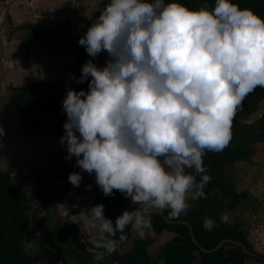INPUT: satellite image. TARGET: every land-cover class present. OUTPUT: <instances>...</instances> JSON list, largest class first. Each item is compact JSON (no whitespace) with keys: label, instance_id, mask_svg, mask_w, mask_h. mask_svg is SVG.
Here are the masks:
<instances>
[{"label":"clouds","instance_id":"9594fccd","mask_svg":"<svg viewBox=\"0 0 264 264\" xmlns=\"http://www.w3.org/2000/svg\"><path fill=\"white\" fill-rule=\"evenodd\" d=\"M78 44L93 59L102 51L107 58L103 66L93 59L81 66L75 82L88 80L87 92L66 90L59 143L65 159L75 157L77 167L95 175L105 196L116 189L136 205L114 222L103 204L78 217L98 222L109 236L131 225L144 238V209L170 208L175 219L189 207V189L193 199L206 196L205 150L227 146L237 108L264 88V19L230 0H215L212 10L207 3L189 10L164 0H110ZM67 179L79 187L82 175ZM203 226L211 230L215 221L205 217ZM124 239L98 242L103 251L95 261Z\"/></svg>","mask_w":264,"mask_h":264},{"label":"trees","instance_id":"16d2710c","mask_svg":"<svg viewBox=\"0 0 264 264\" xmlns=\"http://www.w3.org/2000/svg\"><path fill=\"white\" fill-rule=\"evenodd\" d=\"M154 3V0H148ZM177 2L189 10H199L201 4L207 3L208 10H212L215 0H164V4ZM241 10L253 11L261 19H264V0H230ZM110 0H101L100 8L103 11ZM65 49H72L74 59L64 67L66 72H72L75 79L81 75V66L86 62L88 54L83 46L70 48L68 45L70 25L67 22ZM20 28V27H18ZM32 38L24 47V54L28 55L36 42ZM90 79V78H89ZM68 88L74 91L83 89L88 91V80L84 83H76L65 78L52 82H36L31 85L13 88L14 96L11 103L17 108L23 121V128L29 134H58L63 129L66 114L62 109V99ZM264 100V88L257 87L243 100L241 107L237 108L231 125V139L227 146L219 152L205 150L202 157L203 166L207 169L205 174L211 177L210 182L204 189L206 196L197 198L186 213H181L175 219H170L171 211L165 215L173 221H184L190 226L197 245L193 243L190 230L182 224H168L159 215L148 213L150 225L155 232H168L174 236L166 243L158 247L154 255L148 254L149 242L141 239L134 242V250L124 256L116 264H242L246 254L239 246L224 244L213 253H204L200 248L211 250L222 240H232L244 244L249 250L247 226L243 220H237L233 224H225L222 221L224 211H232L242 203H246L251 197L236 190L235 181L226 174L224 169L237 162H250L254 156V145L261 143L264 149V114L254 122L246 124L245 121L256 111L257 106ZM161 157L160 159H162ZM65 157L60 159L63 161ZM67 166L72 165L70 159H66ZM66 164V163H65ZM55 168L45 173L33 174L35 186H50L51 177L55 174ZM66 170V169H65ZM193 174L195 172L192 169ZM199 181L200 177H196ZM50 182V183H49ZM90 183V182H89ZM95 191L94 206L104 205V216L113 222L123 211H130V204L122 198V193L113 189V195L105 196L98 185H92ZM25 184L12 180L7 175L0 173V264H38V257L29 254L23 247V242L33 235L38 227H43L41 240V264H98L95 256L98 254L85 251L73 230L66 223L52 221L51 211L55 210L57 200L52 194L41 196V190H35L36 209L31 210L27 199ZM257 206L253 208L255 211ZM32 211V212H31ZM31 212V214H30ZM39 213L44 217L37 224ZM145 214V213H144ZM205 217L215 221L211 230L204 228ZM98 223V222H97ZM99 224V223H98ZM100 225V224H99ZM127 225L123 232L117 231L113 237H125L129 230ZM108 234V233H107ZM109 235V234H108ZM43 241V243H42ZM99 264H115L110 257L98 261Z\"/></svg>","mask_w":264,"mask_h":264},{"label":"rangeland","instance_id":"374dc122","mask_svg":"<svg viewBox=\"0 0 264 264\" xmlns=\"http://www.w3.org/2000/svg\"><path fill=\"white\" fill-rule=\"evenodd\" d=\"M100 1L101 0H5L0 5V20L7 15L12 22V26L15 28L14 32L9 35H7L6 32L3 33L5 58L9 63L4 76L5 88L14 93L12 89L19 88V86L12 87L9 85L10 82L25 87L36 82H52V80L55 81L61 78L74 81V74L64 70V67L74 58L72 49H65L64 35L67 29L66 24L68 22L70 25V39L68 45L70 44L74 47L80 46L78 44L79 38L92 26V23L102 11L99 5ZM22 24H25V26L18 28V26H22ZM34 37H36L37 41L34 47L29 50L28 55H25L24 47L28 45L29 41ZM27 57L34 60L40 59L39 65L37 63L30 65L23 64L24 62L21 61H26ZM106 58L107 52L102 51L95 59L89 56L86 57V61L93 59V62L97 64V66H103ZM89 78L91 79V77ZM262 114H264V100L258 104L256 111L249 116V122H254ZM254 149L255 154L250 158V162H237L229 166L226 170L227 177L230 176L235 181L237 192L245 193L251 198L248 202L245 204L242 203L232 211H226L221 218L222 221L228 225L233 224L237 220H243L247 226V235H249V239L254 246L253 248L264 252V239L262 238V234L264 233V149L261 143L255 144ZM70 160L73 162L69 167L67 166V162L69 161L66 159L57 162L56 166L58 165V168H55V174L51 177V182L64 181L57 176L60 175V172H64L65 169L66 175L72 172L82 171L79 167L77 168L74 158ZM161 162L163 163V159H161ZM34 176L35 175L32 173L26 172L19 174V176L12 177V180L25 184V188L29 189V186L33 185ZM96 184V179L94 178L93 185L96 186ZM85 186L74 187L69 192L56 189L52 191H57V199H55L58 203L55 210L51 211L50 216L54 219L58 217L59 219L57 220H61L57 214L58 212L62 214V218L65 214L66 216H71L72 212L69 209L74 199L78 208L80 207L82 210L92 207L91 204L82 205L85 198L83 197V193L85 194L88 191ZM89 193L93 194L92 188ZM46 194L48 193L42 192L41 196ZM27 199L31 209H36L35 192H28ZM185 201L191 202V200ZM255 206H257V208L254 211L253 208H255ZM166 209L172 211L170 208ZM42 218L43 213H39L36 223L38 224ZM80 221L81 225L77 227L78 233L84 239L85 235L82 234V230H87L89 233L92 232L91 220L87 216H84ZM143 231L145 232V236L142 239H146L150 242V246L147 249L150 255L157 253L158 247L174 236L172 233L164 231L155 232L150 223ZM37 232L38 231L23 242V247L29 254L35 255V252H37ZM130 234V239L118 250L121 256L132 249L131 238L133 236L140 238L135 229H132ZM90 237H92L91 234ZM92 238L94 239V236ZM40 253L39 251V254Z\"/></svg>","mask_w":264,"mask_h":264},{"label":"water","instance_id":"95a60500","mask_svg":"<svg viewBox=\"0 0 264 264\" xmlns=\"http://www.w3.org/2000/svg\"><path fill=\"white\" fill-rule=\"evenodd\" d=\"M4 1L5 0H0V5ZM14 29L15 28L12 26L10 18L5 15L0 20V173L7 174L11 178L26 172L39 175L45 173L56 166L57 162L64 158L67 154L66 146H62L59 143V138L63 135L64 129H62L58 134H29L23 128V121L20 113L11 103L14 93L11 90L5 88L4 85V76L9 63L5 58L3 33L6 32V34L9 35L10 33L14 32ZM245 123L250 124L248 119L245 121ZM72 158L75 160V157ZM80 173L82 175V183L90 182L92 175H89L83 170ZM72 187V184L68 182V179H66L62 182L52 181L50 186L41 185L37 187L35 184H33L29 186V189L26 188V191L34 193L35 190H41L42 192L49 194L52 191H55V189L67 191ZM122 198L129 202L131 210L136 207L130 198H126L123 194ZM146 212H152L159 215L165 219L168 224L180 223L187 226L190 230L193 243L197 245L195 237L188 223L170 220L166 217L164 211H149L148 209H144L141 214ZM96 225L99 231H101V227L97 222ZM262 238L264 239V233L262 234ZM121 243L122 242H119L118 245ZM224 244L239 246L242 248L244 253L250 254L244 244L229 239L222 240L211 250H206L203 248L200 249L204 253H213L220 249Z\"/></svg>","mask_w":264,"mask_h":264},{"label":"flooded vegetation","instance_id":"af4514ba","mask_svg":"<svg viewBox=\"0 0 264 264\" xmlns=\"http://www.w3.org/2000/svg\"><path fill=\"white\" fill-rule=\"evenodd\" d=\"M162 159H164V158H162ZM185 171H186V173L193 174L192 169H187L186 168ZM65 173H66V170H64V172H60L59 173L60 175L57 176V177H59V178H61L62 180L65 181L68 178V175H66ZM223 174L226 177V168L224 169ZM94 178H95V175H92V177L90 179V181H91L90 183L92 185H93V179ZM50 182H51V180H50ZM90 183H86V182H83L82 183L81 182L80 183V186L89 185ZM72 188H74V187H72ZM72 188L68 189L66 192H69ZM91 188H92V186H91ZM90 190H88L87 193H85V194L83 193V197H85V198H84V200L82 202V205L83 204H85V205L91 204V206H94L95 191L93 189V194H94L93 195V194L89 193ZM50 194H52L54 196V198H56V194H57L56 192H52ZM193 196H194V189H189L188 192L185 195V200H191V202L185 201V203L186 204H193L195 202V200H196V199H193ZM69 210H71V212H72L71 216H66V214H65L64 217L62 218L61 217L62 214L60 212H58L57 214L59 215V217L61 218V220H57L59 218L56 217L57 219H54L53 218L52 221H55L56 223H66L67 226H69L73 230L74 234L76 235V237L78 239V242L80 243V245L82 246V248L85 251L90 252V253H94V254H98V253L101 254L103 250L96 247V245H97L98 242H100L102 240H107V239H114V240L119 241V238H115L113 236H109L107 233L102 232V230L99 231V229L97 228V225H96V222L95 221H91V226H92V232L91 233H89L87 230H85L86 232L82 230V234L85 235V238H84L85 240H83L82 237L79 235L78 228H77L78 225H79V227L81 225L80 224L81 223L80 219L82 217H78V215L81 213L82 209L80 207L78 208V206H77V204L75 202V199L72 200ZM167 210H169V209H166L165 208L163 210L164 211V214H165V212ZM148 213L141 214V215L144 216L146 219H148L149 220V223H150V217L147 216ZM224 213H226V211H224L222 213V216H223ZM44 216L45 215L43 213V217ZM177 222H184V221H180L179 220ZM38 224H41V222L39 221ZM132 229H133V227L130 225L129 230L125 233V239L122 241V243L120 245H118V247H117V249H116L115 252H113L111 255H104L105 257L112 258L114 260L115 264L118 263L120 261V259H122L124 256H127V255L131 254L132 251L134 250V242L136 240H141L142 239V238H137L136 236H133L131 238V240H132V249L129 252H127L126 254H124L123 256L119 255L118 250L127 242L128 239H130V235H131L130 233H131ZM43 230H44L43 227H39L37 229L38 232H37L36 240L38 241V247H37V252H35V255L38 257V261H39V262H37L38 264H41L40 263L41 262V257H40L39 251L41 252V247H40L41 240H40V237H41V235L43 233ZM90 234H91L92 237L94 236V239L92 237H90ZM144 240H146V239H144ZM42 243H43V241H42ZM248 245H249V250H247V251L250 254H246L245 253L246 254V258L244 259V261H243L242 264H264V252L258 251L255 248H253L254 246H253L252 242L250 241L249 237H248ZM149 246H150V244L147 246V249L149 248ZM96 262L99 264L98 261H96ZM57 264H63V263H60L59 262Z\"/></svg>","mask_w":264,"mask_h":264},{"label":"crops","instance_id":"0c3cea01","mask_svg":"<svg viewBox=\"0 0 264 264\" xmlns=\"http://www.w3.org/2000/svg\"><path fill=\"white\" fill-rule=\"evenodd\" d=\"M68 21H70V20H68ZM29 22V21H28ZM25 26V24L23 25L22 24V26H18V27H20V28H22V27H24ZM69 39H70V36H69ZM69 41V40H68ZM10 42H11V40H10ZM70 45V44H69ZM74 46H72V45H70V48H73ZM74 59V58H73ZM37 60V59H36ZM36 60H34V59H31L30 57H27L26 58V61H24V60H22L21 62H24L23 64H26V65H30V64H33V63H40V59H38L37 61ZM11 62H12V60H11ZM39 65V64H38ZM16 72V71H15ZM53 81V80H52ZM44 82V81H43ZM9 85L10 86H12V87H17V85L19 86V87H22V86H20L19 84H14L13 82H10L9 83Z\"/></svg>","mask_w":264,"mask_h":264}]
</instances>
